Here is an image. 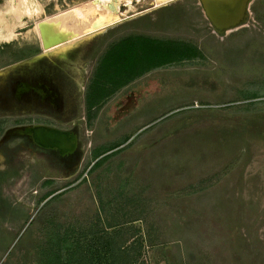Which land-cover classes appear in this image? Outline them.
<instances>
[{"label":"rangeland","instance_id":"374dc122","mask_svg":"<svg viewBox=\"0 0 264 264\" xmlns=\"http://www.w3.org/2000/svg\"><path fill=\"white\" fill-rule=\"evenodd\" d=\"M86 1L25 0L26 25L0 42L1 71L19 62L23 46L41 44L37 23L83 34L71 40L88 47L78 99L90 107L105 95L85 108L73 161V153H40L26 135L9 134L24 125L2 112L0 264H40L37 244L51 220L78 226L96 209L108 223L136 219L153 243L145 245L149 264H264V0L249 7V26L228 32L215 29L201 0L122 2L124 14L72 29L99 17L66 13ZM194 50L199 56L179 59ZM22 68L0 73V95ZM156 74L158 87L137 83ZM129 81L158 91L121 112L108 99ZM126 136L91 167L101 146Z\"/></svg>","mask_w":264,"mask_h":264},{"label":"flooded vegetation","instance_id":"af4514ba","mask_svg":"<svg viewBox=\"0 0 264 264\" xmlns=\"http://www.w3.org/2000/svg\"><path fill=\"white\" fill-rule=\"evenodd\" d=\"M42 50L41 44L39 46H23L20 51L16 52L18 55H16L15 60H24ZM87 50L88 47L82 51L83 55H81V57H77V54L74 53L69 55L66 59L50 61L46 64L38 63L27 70L22 68L23 70H17L15 73L11 74L13 78L11 77L9 80L10 87L8 89V94L0 95V118H9V116H2L3 111H8L13 114L10 118L13 119L14 122L16 120V123L24 126L44 124L63 129H78V124H80L81 119L86 118L85 108L87 107V111L90 108H96L95 104L88 107V102L85 98L83 104H81L82 100L79 101L78 99V91L80 90V68L83 63L82 61L86 58L85 52ZM26 66L29 67L30 65ZM158 79L157 74L154 76L149 75L137 83H141V85H145V87H148L150 84H155V86L158 87ZM132 81L127 82L119 88L120 92L118 96L115 95V97L108 99H112L113 102H116L114 103L115 109H121V112L126 110L125 108L132 107L134 102H136L137 105L142 104L143 99H148V97L145 98V95L149 94L148 96H150V93H157L158 91V88L154 89V87L149 90H138L136 83H131ZM120 98H122V100ZM117 99L120 100L117 101ZM32 108L45 111L46 116L42 115L40 117L28 114V111ZM15 112H18V115H16ZM121 112L116 111V115ZM78 131H80V129ZM26 137L31 143L32 139L28 135H26ZM41 148H37L40 153L47 150ZM74 151L72 152V161L73 159L75 160L76 156V152ZM1 178L0 176V179Z\"/></svg>","mask_w":264,"mask_h":264},{"label":"trees","instance_id":"16d2710c","mask_svg":"<svg viewBox=\"0 0 264 264\" xmlns=\"http://www.w3.org/2000/svg\"><path fill=\"white\" fill-rule=\"evenodd\" d=\"M199 54L198 50H194L179 59L193 58ZM102 96L105 95L96 97L89 105H97ZM117 145L116 142L101 146L94 157L97 158ZM106 157L98 158L91 167ZM50 201L48 199L45 205ZM134 220L108 223L98 209L92 220L80 222L78 226L70 219H53L51 221L54 225L49 222L46 226V240L40 238L37 244L40 264H149L145 258V245L153 243H147L141 228L133 224Z\"/></svg>","mask_w":264,"mask_h":264},{"label":"water","instance_id":"95a60500","mask_svg":"<svg viewBox=\"0 0 264 264\" xmlns=\"http://www.w3.org/2000/svg\"><path fill=\"white\" fill-rule=\"evenodd\" d=\"M250 1L251 0H201V3L205 14L215 29L218 32H225L228 31V29L239 27L246 22L247 16L249 15ZM46 44L47 49L42 47L43 50L41 52L24 60H20L9 67L7 66L5 69L1 70L0 73H7V71H11L19 66L22 67L23 65H30V68L41 62L46 64L50 61L66 59L69 55L74 53L77 54V57H80L83 51L82 45L85 44V41L80 42L79 40H74L69 42L63 36H59L51 42L47 41ZM8 133L28 135L35 144L43 148L54 150L62 156L72 153L79 147V131L73 129L35 124L16 126L8 130Z\"/></svg>","mask_w":264,"mask_h":264},{"label":"bare ground","instance_id":"6f19581e","mask_svg":"<svg viewBox=\"0 0 264 264\" xmlns=\"http://www.w3.org/2000/svg\"><path fill=\"white\" fill-rule=\"evenodd\" d=\"M169 1L171 0H157L156 6H159L160 4ZM122 2L125 5H129V6L131 4V0H88L86 2L77 3L74 6L72 5L73 8L69 7L72 9L68 11L66 10V13L70 11H75L74 14H76V11L78 10L77 14L79 16V14L82 13L81 9L84 8V10L86 9L88 11L96 12V14L99 17L93 16L92 19H84L83 21H81V23L77 22V24H75L74 26L72 25L73 27L71 28L82 29L83 26H87L86 28H89V26L92 25L94 26L96 23H101V24L104 23L109 17L124 14L125 12H123L120 8V4ZM85 5H88L89 7L85 8ZM25 6H26L25 0H3V2H0V42L12 41L17 36V28L18 27L23 28L26 25L27 20L23 18V14L26 8ZM88 11H86V14ZM86 17L88 16L86 15ZM52 22L54 21L46 20L42 23L36 24V29L38 28V32L39 33L41 32L39 35L40 42L44 49H47L46 48L47 41L51 42L54 39L58 38L59 36H63L68 41H71L72 39H75L83 35V34L76 35L74 32L70 30L65 31L63 29L52 28L51 27Z\"/></svg>","mask_w":264,"mask_h":264},{"label":"crops","instance_id":"0c3cea01","mask_svg":"<svg viewBox=\"0 0 264 264\" xmlns=\"http://www.w3.org/2000/svg\"><path fill=\"white\" fill-rule=\"evenodd\" d=\"M254 2H255V0H251V1H250V4H249V7H251V5H252ZM261 5L264 7V1H263V4H261ZM256 7H257V6H256ZM249 9H250V8H249ZM250 10H251V9H250ZM234 31H235V30H234ZM127 138H128V136H126V137L123 138V139H120L119 141H121V143L117 142L118 145H117L116 147H114V148H112V149H110V150H107L106 152L102 153L100 156H98L97 158H95V161H96L98 158H100L101 156H103L105 153H111V151L118 149L117 147L120 148V145L122 144V140H123V142H124V141L127 140Z\"/></svg>","mask_w":264,"mask_h":264},{"label":"built area","instance_id":"2783aa9c","mask_svg":"<svg viewBox=\"0 0 264 264\" xmlns=\"http://www.w3.org/2000/svg\"><path fill=\"white\" fill-rule=\"evenodd\" d=\"M62 1L67 2V0H62ZM242 26H249V23L245 22V23L242 24ZM253 26H256V21L253 22Z\"/></svg>","mask_w":264,"mask_h":264},{"label":"clouds","instance_id":"9594fccd","mask_svg":"<svg viewBox=\"0 0 264 264\" xmlns=\"http://www.w3.org/2000/svg\"><path fill=\"white\" fill-rule=\"evenodd\" d=\"M242 26V25H241ZM228 32V31H227Z\"/></svg>","mask_w":264,"mask_h":264}]
</instances>
